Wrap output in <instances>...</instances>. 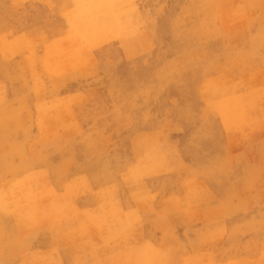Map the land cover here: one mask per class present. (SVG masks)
I'll return each mask as SVG.
<instances>
[{"label": "clouds", "instance_id": "obj_1", "mask_svg": "<svg viewBox=\"0 0 264 264\" xmlns=\"http://www.w3.org/2000/svg\"><path fill=\"white\" fill-rule=\"evenodd\" d=\"M251 7L259 15L250 23L260 24L252 39L264 48V0ZM117 52L96 49L87 63L65 68L76 87L55 103L37 95L30 107L38 134L20 144L0 139V264H223L189 252L228 237L224 226L181 235L173 218L211 213L210 185L236 161L249 191L244 207L258 208L250 225L261 251L228 264H264V158L251 159L257 144L264 149V112L227 128L179 66L165 83L149 61L126 62ZM86 192L127 211L74 224L75 199ZM38 244L57 257L38 258Z\"/></svg>", "mask_w": 264, "mask_h": 264}, {"label": "rangeland", "instance_id": "obj_2", "mask_svg": "<svg viewBox=\"0 0 264 264\" xmlns=\"http://www.w3.org/2000/svg\"><path fill=\"white\" fill-rule=\"evenodd\" d=\"M257 2L0 0V139L6 145L20 144L38 134L41 125L30 107L37 95L53 103L65 97L76 87L75 82H68L65 67L87 63V54L101 48L109 52L118 48L117 54L126 62L149 61L165 83L175 78L174 69L179 66L185 85L199 91L198 99L210 105L227 128L260 116L264 112V48L259 37L252 39L259 31V20L250 23L259 15V8L251 7ZM168 92L177 95L174 87ZM262 158L264 149L257 144L251 159L259 162ZM242 170L236 161L230 173L210 185L211 213L191 221L173 218L181 235L187 227L215 230L224 226L228 230V237L191 249L193 259L228 264L259 258L260 233L250 225L258 208L249 212L244 207L249 191L241 183ZM71 179L76 183L80 178ZM259 191L257 181L255 193ZM75 204L80 215L74 224L89 215L102 223L105 217L127 211L126 206L105 205L95 192L79 194ZM95 231L99 238L100 229ZM37 248L38 258L57 257L46 244Z\"/></svg>", "mask_w": 264, "mask_h": 264}, {"label": "bare ground", "instance_id": "obj_3", "mask_svg": "<svg viewBox=\"0 0 264 264\" xmlns=\"http://www.w3.org/2000/svg\"><path fill=\"white\" fill-rule=\"evenodd\" d=\"M104 1H105V0H104ZM124 1H125V0H124ZM105 3H106V2H105ZM117 3H118V2H117ZM230 6H231V5H230ZM232 6H233V5H232ZM226 9H227V8H226ZM228 9H229V7H228ZM90 10H91V9H90ZM133 14H134V13H133ZM223 15H226V14L223 13ZM134 16H135V15H134ZM231 16H232V15H231ZM231 16H230V17H231ZM223 17H225V16H223ZM223 17H222V19H223ZM236 18H239V17H236ZM224 19H225V18H224ZM233 19H234V18H233ZM79 26H80V25H79ZM90 31H91V30H90ZM76 35H77V34H76ZM76 35H75V36H76ZM42 39H43V38H42ZM44 39H45V38H44ZM123 40H124V39H123ZM78 42H79V41H78ZM63 45H64V44H63ZM63 45H62V46H63ZM66 45H67V43H66ZM66 45H65V46H66ZM59 46H60V45H59ZM71 46H72V45H71ZM68 47H70V46L67 45V48H68ZM82 48H83V47H82ZM88 48H89V47H88ZM61 50H62V49H61ZM62 52H63V51H62ZM63 53H64V52H63ZM64 54H65V53H64ZM64 56H66V55H64ZM50 57H52V55H50ZM50 57H49V58H50ZM73 57H74V56H73ZM82 57H83V55H82ZM65 58H66V57H65ZM67 58H68V57H67ZM86 58H88V57H86ZM68 59H69V58H68ZM68 59H67V61H68ZM72 59H73V58H72ZM72 59H71V60H72ZM51 60H52V58H51ZM54 60L57 61V59H54ZM54 60H53V65H54V68H55L56 65L54 64V63H55ZM64 60H65V59H64ZM83 60L85 61V58H84ZM46 61H47V60H46ZM70 62H71V61H70ZM59 63H60V62H59ZM73 63H74V62H73ZM73 63L71 62V64H73ZM75 63H76V61H75ZM62 64H63V63H62ZM57 65H58V64H57ZM59 65H60V64H59ZM61 66H63V65H61ZM52 67H53V66H51V68H52ZM63 67H65V66H63ZM58 68H59V67L57 66V69H58ZM65 68H67V67H65ZM42 70L44 71V69H42ZM42 70H41V71H42ZM54 71H55V70H54ZM63 77H64V76H63ZM63 77H62V78H63ZM0 83H1V82H0ZM0 88H1V87H0ZM57 88H58V87H57ZM41 90H42V89H41ZM41 90H40V91H41ZM252 91H253V90H252ZM252 91H251V92H252ZM254 91H255V90H254ZM256 93H257V92H256ZM256 93H255V94H256ZM250 94H251V93H250ZM255 94H254V96H255ZM258 94H259V93H258ZM252 96H253V95H252ZM258 96L260 97V94H259ZM258 96H257V98H258ZM59 98H60V97H59ZM252 98H253V97H252ZM53 99H54V98H53ZM53 99H52V100H53ZM56 99H57V98H55V100H56ZM253 99H254V98H253ZM57 100H58V99H57ZM253 101H256V99L253 100ZM53 102H54V100H53ZM233 105H234V104H233ZM231 106H232V105H231ZM224 110H225V112L227 113V104H225V106H224ZM237 127H238V126H237Z\"/></svg>", "mask_w": 264, "mask_h": 264}]
</instances>
